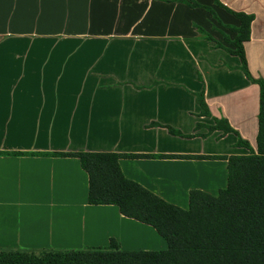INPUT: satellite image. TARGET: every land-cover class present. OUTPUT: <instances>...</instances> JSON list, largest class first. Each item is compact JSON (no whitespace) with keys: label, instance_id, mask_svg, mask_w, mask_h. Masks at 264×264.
Here are the masks:
<instances>
[{"label":"crops","instance_id":"1","mask_svg":"<svg viewBox=\"0 0 264 264\" xmlns=\"http://www.w3.org/2000/svg\"><path fill=\"white\" fill-rule=\"evenodd\" d=\"M190 1L200 6L0 0V251L108 248L112 240L128 252L168 248L119 207L90 205L79 159L42 154L169 156L119 163L127 179L188 210L192 191L227 188L228 158L251 153L235 133L210 131L215 119L257 153L260 87L226 49L236 38L229 27L240 26L230 11L254 16L243 46L250 74L264 78V0Z\"/></svg>","mask_w":264,"mask_h":264},{"label":"trees","instance_id":"2","mask_svg":"<svg viewBox=\"0 0 264 264\" xmlns=\"http://www.w3.org/2000/svg\"><path fill=\"white\" fill-rule=\"evenodd\" d=\"M219 3L218 0H215ZM190 6L200 5L190 0H180ZM211 13L213 11L207 8ZM230 11V10H229ZM240 22L226 49L241 60L238 67L248 80L260 87V112L257 153L248 142L241 139L226 120L215 119L210 131L235 133L238 147L250 150L248 156L228 158V186L213 196L201 191L190 193L188 210H183L160 199L150 191L127 179L120 167V159L169 158L166 155H137L117 153H53L52 157H74L80 160L89 176L90 205H115L131 219L154 227L166 240V251L128 252L121 250L112 240L108 248L41 252L0 251V264H264V78H254L247 66L244 42L250 39L254 16L230 11ZM214 14V13H213ZM208 41L214 40L202 29ZM217 48H222L215 42ZM202 114L209 116L204 92L197 94ZM153 126H160L154 124ZM199 126V125H198ZM162 127V126H160ZM165 128L172 134L191 138ZM178 159H224L217 156H173Z\"/></svg>","mask_w":264,"mask_h":264}]
</instances>
